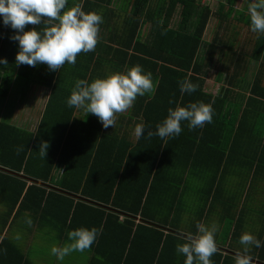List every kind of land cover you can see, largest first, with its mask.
<instances>
[{
	"label": "trees",
	"instance_id": "trees-1",
	"mask_svg": "<svg viewBox=\"0 0 264 264\" xmlns=\"http://www.w3.org/2000/svg\"><path fill=\"white\" fill-rule=\"evenodd\" d=\"M236 3L219 0L215 13L198 0H68L69 8L80 5L85 12L102 17L98 43L93 51L78 54L74 65L65 63L61 69L51 70L43 81L51 94L35 132L0 121V166L48 184L27 186L25 180L0 169V189H6L8 182L18 184L3 193H9V199L4 201L0 251L12 247L19 254L17 264H32L11 239L2 238L17 209L16 214L27 210L38 221L49 218L60 237L80 227L101 229L90 247L96 253L91 264H131L134 260L139 264H185L186 256L176 251L177 245L196 234L197 223L223 203L225 209L219 215L231 218V247L217 245L210 259L212 264H235L236 252L243 246L234 249L232 240L239 241L248 232L251 210L264 215V210H258L264 208V192L257 195V182L264 179V68L253 79L243 77V62H233L217 30L209 33L214 34L206 48L201 51V47L215 14L217 29L231 19L250 26L249 13L235 9ZM42 25L29 24L25 30L42 31ZM145 25L148 34L142 32ZM13 35L15 31L0 18V60H7L0 64L3 98L9 97L12 88L16 90V78L40 82L36 74L47 65H17L19 46L11 39ZM263 50L264 34L255 50L257 59ZM222 52L228 58L221 65L226 76L221 90L214 94L206 91V79ZM9 54L13 59H8ZM135 65L152 73L156 91L154 96H138L128 114H116L115 127L105 129L93 114L78 118L76 108L68 106V89L78 79L92 82ZM72 69L76 75L69 74ZM185 79L197 85L195 92H180V82ZM244 81H249L248 90L242 94ZM193 102L212 105V123L190 130L183 122L181 134L174 138L147 135V131L155 132L169 108ZM135 116L141 118L146 131L132 140L121 128ZM43 142L49 145L46 156L39 151ZM60 166L62 171L55 178ZM238 170L246 185L244 193L235 195L228 193V179ZM189 177L198 183L190 184ZM194 187L197 195L189 196ZM262 229L257 239L264 244V221ZM251 247L253 264H264V246ZM104 249L111 254L106 257Z\"/></svg>",
	"mask_w": 264,
	"mask_h": 264
},
{
	"label": "clouds",
	"instance_id": "clouds-1",
	"mask_svg": "<svg viewBox=\"0 0 264 264\" xmlns=\"http://www.w3.org/2000/svg\"><path fill=\"white\" fill-rule=\"evenodd\" d=\"M248 13L252 32L264 34V0H249ZM0 18L5 26L15 31L12 40L18 42L17 65L35 67L47 64L56 71L65 63L74 65L81 52L93 51L98 43L99 26L102 17L95 12H85L80 5L68 7V0H0ZM45 24L42 31L37 28L26 31V25ZM7 64V60H0ZM157 84L151 72L135 65L125 72H116L92 82L78 79L67 99L69 107L83 109L85 113L95 115L107 129L115 127V115L130 108L138 96H154ZM197 85L189 79L180 82V92L191 94ZM214 111L211 104L193 102L186 106L177 105L168 109L167 117L156 125L155 132L147 131L149 137L155 135L162 140L178 137L182 132V123L187 122L190 130L203 128L213 122ZM145 127L139 124L135 135L145 134ZM48 143L39 146L42 156H46ZM30 223V221H29ZM197 233L190 235L186 242L178 244L176 251L186 256L185 264H212L211 257L217 252L215 234L216 225L197 223ZM102 230L96 227H80L68 232L71 243L63 247L54 246L52 255L63 262L72 252H84L93 245ZM239 243L242 251L235 255V264H253L249 255L250 247L264 246L251 233L241 235Z\"/></svg>",
	"mask_w": 264,
	"mask_h": 264
},
{
	"label": "crops",
	"instance_id": "crops-1",
	"mask_svg": "<svg viewBox=\"0 0 264 264\" xmlns=\"http://www.w3.org/2000/svg\"><path fill=\"white\" fill-rule=\"evenodd\" d=\"M245 1L246 0H244V1L243 0H237L235 9H237L239 11H243L244 13H248V5H243V3L245 4ZM198 3H200L203 6H207L206 3L204 4L200 0H198ZM211 4H212V7H211L212 11L216 13V10L219 6V0H214L213 2H211ZM213 4L214 5L216 4L215 9H214ZM243 8H245V9H243ZM213 17L216 18V25L214 26V32L216 30L218 32L217 15L215 14ZM209 23H210V21H209ZM209 23H208L207 29L209 27ZM44 28H45V24H43L41 26L42 30ZM220 28H221V35L220 36L222 37L223 41H225L227 45L230 44L231 46H237L238 49L234 50L235 53L238 54L239 56H245L247 58V59L242 60V62H243L242 63L243 64L242 76L244 77L246 75V77L249 80L253 79L256 76L257 71L260 68H262V69L264 68V50L262 51L259 59L256 58L257 53L255 51L258 49L259 43L262 40V34L252 32L250 26L245 25L243 23H240L235 19H233V20L231 19L229 22H224L223 24H221ZM245 28H249V29H245ZM142 32L144 34L145 33L148 34L149 33V26L145 25L142 29ZM223 32H225V33L222 34ZM213 34L209 35V38L207 39V41H210L212 39ZM222 47L224 48L223 45H222ZM225 52L228 53V51H225ZM220 54H218L220 56H218L216 63H215V67H214L215 74H213V72H210L209 76L206 79V85L207 86H208L209 81L213 82L215 85L219 82L218 80H216V81L209 80L211 76H214V77L217 76V78L221 74H224L226 76V73L222 72V70H221V65L225 60L227 61L228 58L226 59L224 52H222ZM232 55H234L233 52H232ZM9 56H10V58H8V59H11V58L13 59V57H14V55L12 56L10 54L8 55V57ZM232 58H233V62H234V60H235L234 56H232ZM239 58H241V57H239ZM251 60H252V63L246 64V61L250 62ZM42 69H43L42 71H40L36 74V76L38 78H40V82L34 81V82H32V85L28 88V94H27L28 99L26 101V106L23 107L24 114L22 113L20 119L14 118L11 115H9L8 120H6L7 122H10L12 124H15V125L17 124L18 127L22 128L24 130H28V131H32V132H35L37 130L38 125L40 123V120H41L43 113L45 111L47 102L49 100L50 94H51V88H49L48 86H45L43 84V81L48 80V77L51 73V70H49V71L47 70V69H49L48 65H46V68L42 67ZM69 74L70 75H76V71H74L72 69L71 73H69ZM2 77H4V75ZM14 84H15V82H14ZM72 89H71V91H72ZM205 89H206V91L214 93V94H217V92L220 91V90L218 91V86L215 90L214 89L209 90L206 88V86H205ZM247 90H248V85L247 86L243 85L242 94L247 93ZM14 91H15V89L13 88L11 90V94ZM71 91H70V89H68L69 94H71ZM11 94L9 95V97L11 96ZM21 103L17 104V108H18V105ZM129 110H130V108H128L123 113L128 114ZM18 115H19V113H18ZM75 115L78 118H80V117L86 116L87 113H85L83 109H76ZM115 119H117L116 116H115ZM136 119H138V121H135ZM0 121H4V120L0 118ZM139 124L143 125V122H142L141 118H137V116H135L133 122L127 120L125 122V124L122 125L123 128H121V132L131 135V139L136 140L138 137L135 135V128ZM0 169H3L4 171H6L10 174H13L22 180H25L27 182V186H30L33 183L41 185V186L42 185H48L47 183L45 184L41 180H37V179L35 180V179L27 176L26 174H24L23 171L16 172V171H13L11 169L6 168L5 166H0ZM61 171H62V166L57 167L55 169V172H54L55 178L59 177ZM38 181L43 182L44 184H39ZM17 187H18L17 183L8 182V186L6 187V189H5V187H2L0 189V225L4 222V218H5L4 201L5 200L8 201V199H9V196H8L9 193H6V194H3V193L5 190H9L10 188H17ZM261 191L262 190L260 189V191L258 192L257 195H260L259 193ZM227 194L228 193H224L223 197L228 198ZM3 205H4V207H2ZM224 206L225 205L223 203H218L214 207V209L209 212V214L207 216H204L201 223L206 225L209 218L216 217V216L218 218V220L216 219L217 221L225 220V219H231L230 217L222 218L219 215V212H222L223 208L225 209ZM16 212H17V209H15V212L12 214L11 218L7 222L6 227H5L3 234H2V238L8 237L9 239H11L16 244V246L19 249H21L22 253L27 258V260H29L32 264H64L65 260H67L69 264H91V260H93V254H94L93 250H91V249H87L84 252H78V251L72 252L71 256L68 255L64 258L63 262L59 261L56 258V256L52 255V253H50L48 250L43 251V253L40 255V257L33 254L31 249H33V244L35 242L39 243L43 239L44 236L49 237L50 234L56 233V235H58V233L51 227L49 218H47L45 221L44 220L38 221V220L34 219V216L32 215V213L30 211L20 210V212H18L17 214H16ZM258 218L259 217L257 216V219ZM29 221H30V223H29ZM250 222H252V221H250ZM230 229L233 232V225L232 224L230 225L229 229L227 230V233H229ZM230 233L227 234V238H229L227 244H222V243H219L217 241H216V244L220 245V246L224 245L223 247H225V248L231 247V244H230L231 243V239H230L231 234ZM259 236H255V237L258 238ZM58 237L61 240H68V236H66V234L62 235L61 237L58 235ZM218 237L219 236L217 234H215V239ZM38 245L39 244H37V247H38ZM240 246H241V244L238 245V247H240ZM238 247L235 246L234 249H237V250L240 249ZM230 249H232V248H230ZM104 250L105 251L103 254L106 257L111 254V252L108 251L109 249H104ZM49 255L53 257L52 261L50 260L51 258ZM94 255H96V253ZM18 259H19V254L17 253L16 250L14 251L12 247L11 248L6 247V249H3L2 251H0V264H17ZM139 263H140V261L134 260L133 263H131V264H139ZM96 264H99V262H96ZM104 264H107V263L105 262Z\"/></svg>",
	"mask_w": 264,
	"mask_h": 264
},
{
	"label": "rangeland",
	"instance_id": "rangeland-1",
	"mask_svg": "<svg viewBox=\"0 0 264 264\" xmlns=\"http://www.w3.org/2000/svg\"><path fill=\"white\" fill-rule=\"evenodd\" d=\"M213 6L215 9L216 4L215 5L213 4ZM179 18L180 17L178 15L176 17V20H178ZM215 25H216V18L213 17L210 20L208 29H206V31H205L204 38H206V39L203 42V45L201 47V51L203 49H205L206 46L208 45L207 39L209 38V33L214 31ZM245 29H249V28H245ZM224 33L225 32H223L222 34H224ZM217 34L219 36L221 35V28L218 29ZM219 40L222 41L221 45L224 46V49H226V51L229 50L231 52L230 55L234 56L235 59H237V60L240 59L239 60L240 62H242V60H244V59H247L245 56H239L238 54L235 53L234 50L238 49L237 46H226V42L223 41L222 37ZM232 52L234 53V55H232ZM239 57H241V58H239ZM250 63H252V62H250ZM214 70L215 69H213L211 71V72H213V74H215ZM209 80H212V81L218 80L219 84L217 83L215 85L213 82L209 81L210 83L208 82V86L206 85V88L209 90L210 89L215 90L218 86V91H219V90H221L222 86L224 85L225 75L221 74L218 78H217V76L216 77L211 76ZM15 81L17 82L16 90L11 94V96L8 98H3L2 96H0V118L3 119L4 121L8 120L9 115H11L14 118L20 119L22 113L24 114L23 107L26 106V101L28 99V96H27L28 88L32 85V82H25L24 80L21 81V79H19V78H16ZM248 83H249V81H244L243 84H244V86H247ZM19 84H20V86H19ZM13 87H14V85H13ZM18 103H21V104H19L18 108H17ZM18 113H19V115H18ZM237 169H239V168H237ZM244 178H245V176L239 170L237 171L236 175L230 177L228 179V186H229L228 193L233 192L235 195H240V194L244 193V189H243L244 184L246 185V179H244ZM187 182H189L190 184L198 183V181L196 179L190 178V177L187 178ZM195 189H196V187L190 188L189 196H192V195L196 196L197 195L195 193ZM257 189H261L262 192H264V179H262L260 182H257ZM263 200H264V198H263ZM2 207H4V205ZM258 210H260L262 212V210H264V208H259ZM257 216L259 217L258 219H257ZM216 219L218 220L217 216L209 218L206 225H208V226L216 225V227H217L216 234L219 237L216 238L215 240L219 243L227 244V242L229 240V238H227V234H228L227 230L229 229V227L231 225V221H230V219H225V220H220V221H217ZM247 221H248V223L246 224V230L248 231V233H251L254 236H259L261 231L263 230L262 228H263L264 215L263 214L257 215L256 213H253V210H251V213L248 214ZM250 221H252V222H250ZM232 241H233V246L238 247V245L240 244L239 241H237V239H234ZM69 243H71L69 241V239L68 240H61L58 237V235H56V233L50 234L49 237L44 236L43 239L39 243L35 242L33 244V249H31V251L33 252V254L40 257V255L43 253V251L48 250L51 253L52 247H54V246L63 247ZM37 244H39L38 247H37ZM70 256H71V254H70ZM50 258H51L50 260L52 261L53 257L50 256ZM64 264H69V263L67 260H65Z\"/></svg>",
	"mask_w": 264,
	"mask_h": 264
},
{
	"label": "built area",
	"instance_id": "built-area-1",
	"mask_svg": "<svg viewBox=\"0 0 264 264\" xmlns=\"http://www.w3.org/2000/svg\"><path fill=\"white\" fill-rule=\"evenodd\" d=\"M200 1H202V3H204V4L206 3V5H209L212 7L211 2H213L214 0H200Z\"/></svg>",
	"mask_w": 264,
	"mask_h": 264
},
{
	"label": "water",
	"instance_id": "water-1",
	"mask_svg": "<svg viewBox=\"0 0 264 264\" xmlns=\"http://www.w3.org/2000/svg\"><path fill=\"white\" fill-rule=\"evenodd\" d=\"M32 181H33V180H32ZM38 183H39V184H44L43 182H39V181H38Z\"/></svg>",
	"mask_w": 264,
	"mask_h": 264
}]
</instances>
